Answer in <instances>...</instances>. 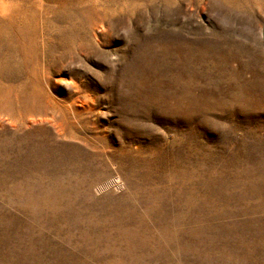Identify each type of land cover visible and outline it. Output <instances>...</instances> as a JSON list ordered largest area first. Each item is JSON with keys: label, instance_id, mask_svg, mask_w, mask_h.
I'll return each instance as SVG.
<instances>
[{"label": "rangeland", "instance_id": "obj_1", "mask_svg": "<svg viewBox=\"0 0 264 264\" xmlns=\"http://www.w3.org/2000/svg\"><path fill=\"white\" fill-rule=\"evenodd\" d=\"M0 264H264V0H0Z\"/></svg>", "mask_w": 264, "mask_h": 264}]
</instances>
